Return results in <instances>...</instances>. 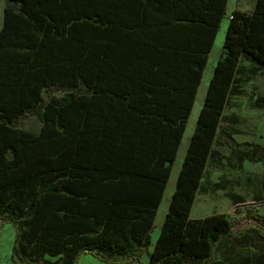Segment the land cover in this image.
<instances>
[{
    "label": "trees",
    "instance_id": "trees-1",
    "mask_svg": "<svg viewBox=\"0 0 264 264\" xmlns=\"http://www.w3.org/2000/svg\"><path fill=\"white\" fill-rule=\"evenodd\" d=\"M228 0H4L0 30V234L15 230V264H145L154 218L178 146L140 142L116 115L136 109L128 42L153 25L190 18L210 52ZM193 12L192 16L186 13ZM209 16L210 19L207 17ZM168 29V28H167ZM159 30V29H156ZM197 117L169 209L146 264H217L225 241L264 243V218L237 228L223 213L191 219L239 58L264 68V0L253 12L233 10ZM207 61L201 59L198 79ZM129 65V66H128ZM127 72H126V71ZM195 90V89H194ZM187 102L185 119L192 108ZM136 101V100H134ZM117 108V109H116ZM35 117L38 131L23 128ZM241 264H264L251 257Z\"/></svg>",
    "mask_w": 264,
    "mask_h": 264
},
{
    "label": "crops",
    "instance_id": "crops-1",
    "mask_svg": "<svg viewBox=\"0 0 264 264\" xmlns=\"http://www.w3.org/2000/svg\"><path fill=\"white\" fill-rule=\"evenodd\" d=\"M231 1H234L235 5L228 12L226 11V7ZM239 2L240 0H228L217 31V34L220 32V35L217 36L216 34L215 36L216 38L218 37L219 40H221L222 32L225 31L226 36L228 21L230 20V15L233 10L244 11L245 8H248V12L251 13L257 4V0H250L249 4L251 5H245L244 9H242L239 7ZM4 5V0H0V30L3 28L4 22ZM179 13H186L187 16H192L193 14L191 11ZM175 15L176 12L171 10L169 18L171 19L170 22H173L172 26L171 24L167 26L165 24L158 26L153 25L150 29L145 31V34H143L139 42H128L123 47V50L134 51V57L138 59V62L131 65L133 66L131 72V89L133 91L131 92L130 98L133 100L132 105L136 109L133 108L128 111L123 109L122 111L118 110L116 113L122 121V125L125 126L128 124L129 133L135 137L137 142L141 141L142 135H151L149 138L150 148L171 149L176 142L179 125L183 121V130L181 131L178 146L176 147L175 159L173 162H164L165 166H170L171 171L170 177L165 183L161 194V199L154 218V225L157 214L159 210H161L163 204H165L166 213L169 209L172 194L176 189V181L182 163L184 162L187 148L190 145V139L195 129L197 117L200 114L206 98L213 70L223 55L222 49L216 63H214V60L211 61V53L216 44L215 37L210 52L205 54V46L208 40L206 36L208 35L200 26L202 24L198 25L201 21L188 20L190 18L187 19L185 17H182V19H173ZM207 17L210 19L209 16ZM205 55L207 61L198 79L196 70L200 65V58L202 59ZM254 64L261 67L260 64L256 63L254 59L249 56V54L242 53L240 55L238 68L236 69L234 82L230 87L228 100L233 90H243L240 76L242 80L243 77L246 78L250 70L249 68L252 69ZM210 66L211 71L207 74L206 69ZM261 68L264 71V68ZM192 91H194L193 104L190 115L185 119L184 115L187 109V102ZM223 116L224 113L219 122L216 138L211 148V155L218 139H224L226 141H228L230 137L232 139L231 125L229 122H234L231 121V116L226 117L225 120ZM26 120H22L23 126ZM188 126L189 129H187ZM172 171L177 175L176 181L173 180L174 177L172 178ZM203 179H201L197 195L199 194ZM168 191L171 193V197L170 200L166 202L165 195L168 194ZM193 205H196V195ZM152 248H150V252H152ZM5 264L15 263L10 259V262Z\"/></svg>",
    "mask_w": 264,
    "mask_h": 264
},
{
    "label": "rangeland",
    "instance_id": "rangeland-1",
    "mask_svg": "<svg viewBox=\"0 0 264 264\" xmlns=\"http://www.w3.org/2000/svg\"><path fill=\"white\" fill-rule=\"evenodd\" d=\"M249 2L250 0H240L239 7L244 9L245 5H251ZM234 5L235 2L231 1L226 11L229 12ZM244 11L248 12V8ZM224 36L225 31L222 32L221 40L215 37L216 44L211 53V61L214 60V63L223 49ZM210 68L211 66L206 69L207 74L210 73ZM249 69L246 78L243 77L242 80L240 76L243 90L231 92L223 112L224 120L231 116V121L234 122H229L232 139L217 140L199 194L196 195V205L190 211L191 218L200 219L210 214L223 213L236 223L237 228L253 224L248 219L250 213L264 218V71L257 64ZM41 126L37 119L30 117L24 122L23 128L38 131ZM172 178L174 181L177 179L173 171ZM167 193L166 202L171 197V193ZM165 210L163 204L151 232L150 246L145 249L141 258L145 264L151 258L150 248L159 236L166 216ZM13 238V226L3 225L0 234V264L10 262ZM228 242L220 244L225 251L216 260L217 264H241L251 257L264 258V243L259 240H246L244 244L230 248L227 246ZM78 264L104 263L86 255L79 259Z\"/></svg>",
    "mask_w": 264,
    "mask_h": 264
}]
</instances>
